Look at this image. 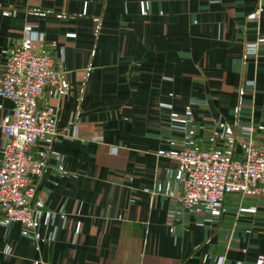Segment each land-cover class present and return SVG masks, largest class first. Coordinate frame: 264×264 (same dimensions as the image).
Returning <instances> with one entry per match:
<instances>
[{
  "label": "crops",
  "instance_id": "obj_1",
  "mask_svg": "<svg viewBox=\"0 0 264 264\" xmlns=\"http://www.w3.org/2000/svg\"><path fill=\"white\" fill-rule=\"evenodd\" d=\"M25 29L62 90L38 101L36 235L0 208V264H264V194L183 209L170 155L264 145V0H0V72Z\"/></svg>",
  "mask_w": 264,
  "mask_h": 264
},
{
  "label": "built area",
  "instance_id": "obj_2",
  "mask_svg": "<svg viewBox=\"0 0 264 264\" xmlns=\"http://www.w3.org/2000/svg\"><path fill=\"white\" fill-rule=\"evenodd\" d=\"M39 41L37 33L25 29L0 72V96L14 103L10 120L0 124L5 135L0 148L1 222H19L26 237H34L39 225L34 207L37 184L31 175L40 176L46 165V158L36 157L31 148L54 133L55 112L40 108L38 101L47 86L62 90L61 73L52 56L36 48ZM248 53H256V44ZM170 155L177 161L181 182L174 197L183 209H196L200 202L220 204L232 192L264 194V145L248 143L244 156L237 159L193 145Z\"/></svg>",
  "mask_w": 264,
  "mask_h": 264
}]
</instances>
